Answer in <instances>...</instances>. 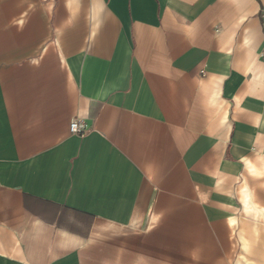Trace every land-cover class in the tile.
<instances>
[{
  "label": "crops",
  "instance_id": "obj_1",
  "mask_svg": "<svg viewBox=\"0 0 264 264\" xmlns=\"http://www.w3.org/2000/svg\"><path fill=\"white\" fill-rule=\"evenodd\" d=\"M262 6L0 0V264H264Z\"/></svg>",
  "mask_w": 264,
  "mask_h": 264
},
{
  "label": "built area",
  "instance_id": "obj_2",
  "mask_svg": "<svg viewBox=\"0 0 264 264\" xmlns=\"http://www.w3.org/2000/svg\"><path fill=\"white\" fill-rule=\"evenodd\" d=\"M261 17L264 23V6L261 8ZM70 131L75 134H84L88 131V127L84 120L76 117L70 123Z\"/></svg>",
  "mask_w": 264,
  "mask_h": 264
}]
</instances>
